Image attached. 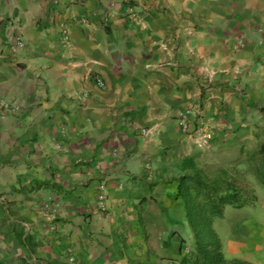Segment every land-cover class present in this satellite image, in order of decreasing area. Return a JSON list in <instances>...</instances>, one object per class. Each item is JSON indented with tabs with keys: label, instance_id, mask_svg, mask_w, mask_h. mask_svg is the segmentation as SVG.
Listing matches in <instances>:
<instances>
[{
	"label": "crops",
	"instance_id": "crops-1",
	"mask_svg": "<svg viewBox=\"0 0 264 264\" xmlns=\"http://www.w3.org/2000/svg\"><path fill=\"white\" fill-rule=\"evenodd\" d=\"M0 96L21 106L0 108V264H179L187 157L249 170L228 259L264 264V0H0ZM190 106L206 151L174 119Z\"/></svg>",
	"mask_w": 264,
	"mask_h": 264
},
{
	"label": "trees",
	"instance_id": "trees-1",
	"mask_svg": "<svg viewBox=\"0 0 264 264\" xmlns=\"http://www.w3.org/2000/svg\"><path fill=\"white\" fill-rule=\"evenodd\" d=\"M259 110L264 112V108ZM248 160L252 162L251 172L264 186V141ZM181 171L175 180L173 199L183 201L193 249L182 255L179 264H253L239 258H226L214 222L224 217L227 207L241 209L254 205L255 192L242 186L238 174L228 169H221L215 175L207 174L193 157L183 159ZM183 243L181 240V245Z\"/></svg>",
	"mask_w": 264,
	"mask_h": 264
},
{
	"label": "built area",
	"instance_id": "built-area-1",
	"mask_svg": "<svg viewBox=\"0 0 264 264\" xmlns=\"http://www.w3.org/2000/svg\"><path fill=\"white\" fill-rule=\"evenodd\" d=\"M128 14L132 17H136L137 15L134 14L133 9L130 8L128 10ZM82 23H85V20H82ZM61 35H62V43L63 45L69 46L71 42V32L68 26L66 24H62L61 26ZM247 43V39L245 38H240L237 43H236V48L237 49H242L245 47ZM25 41L22 38H19L16 40V43L14 47H17L18 49H23L25 48ZM97 86L100 88H104L105 84L101 79L97 80ZM0 108L3 109L4 112L13 114V113H18L21 110L20 105H15L12 103L7 102L3 97L0 96ZM174 119L177 122L178 127L181 129V131L186 134L187 136L193 138L195 140V146L200 150H205L208 148L209 145V140L211 138L210 134V128L209 126L203 124L201 121H199V116H200V110L198 107H187L183 111H175ZM192 122L196 124V126L193 127ZM117 154V152H114ZM96 204L98 207V210L103 213L107 214L108 212V204H107V195L103 188L100 189V191L97 194L96 198ZM185 253L188 254L190 253L189 249H185ZM74 255L71 254L69 251L67 255V261L70 264L75 263V258L73 257ZM171 264V263H168Z\"/></svg>",
	"mask_w": 264,
	"mask_h": 264
},
{
	"label": "rangeland",
	"instance_id": "rangeland-1",
	"mask_svg": "<svg viewBox=\"0 0 264 264\" xmlns=\"http://www.w3.org/2000/svg\"><path fill=\"white\" fill-rule=\"evenodd\" d=\"M212 137L209 140V145H210V141H211ZM208 145V148H209ZM208 148H206L205 150L202 151H206ZM212 159V158H211ZM208 161V160H206ZM201 163V162H199ZM202 170H204V172H206L209 175H215L219 172V169H215L214 167L212 168L210 167H205L202 166L201 168ZM232 173L238 174L242 186L248 188L249 190H253L255 192V195L257 196V201H259V196H261V192L260 190L257 191L250 188V183L251 181L249 180V170H244V169H237V164L233 165L231 167L228 168ZM264 200L260 201V206H261V202H263ZM261 210V209H259ZM258 211V210H257ZM255 211V212H257ZM248 211L245 209H235V208H227L225 211V215L222 219H217L214 222V227L217 231V233L219 234L222 242H223V251L224 254L226 256V258H229V256L231 255V252L229 250V238L231 236L232 233L236 232L235 230L238 228V226L240 225L241 221L244 220L245 218H248ZM181 234L185 236V239L187 240L189 233H191V230L189 228V226H187L186 230H184V228L181 229ZM189 249V251H191L193 249V240L191 239L190 242L186 245V247L184 248V253H185V249Z\"/></svg>",
	"mask_w": 264,
	"mask_h": 264
},
{
	"label": "bare ground",
	"instance_id": "bare-ground-1",
	"mask_svg": "<svg viewBox=\"0 0 264 264\" xmlns=\"http://www.w3.org/2000/svg\"><path fill=\"white\" fill-rule=\"evenodd\" d=\"M241 237V236H240ZM236 243V241H234ZM239 243V242H238Z\"/></svg>",
	"mask_w": 264,
	"mask_h": 264
}]
</instances>
